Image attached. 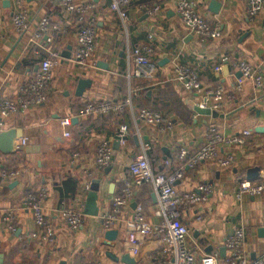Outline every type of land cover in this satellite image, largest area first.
I'll return each instance as SVG.
<instances>
[{"label":"crops","instance_id":"obj_1","mask_svg":"<svg viewBox=\"0 0 264 264\" xmlns=\"http://www.w3.org/2000/svg\"><path fill=\"white\" fill-rule=\"evenodd\" d=\"M3 1L0 0V96H18L20 88L36 75L43 57L52 50L60 51L63 57L56 67L48 101L8 115L0 113V131H18L17 141L28 138L24 147H16L13 152L0 149V171H17L15 176L0 182L3 264H167V253H157L161 245L158 235H139L135 241L129 234V221L139 206L149 222L164 220L157 214L158 194L153 183L134 187L115 225L110 227L103 222L114 199L124 193L126 182L132 177L130 165L147 142L153 144L150 158L157 171L182 172L177 178L179 190L199 191L204 183L213 186L212 196L183 214L191 229V240L205 241L207 251H221L226 237L237 226H243L247 232V257L254 259L264 252V235L260 233L264 227V192H244L241 198L234 192L245 180L259 181L264 175V131L257 130L264 126V88L248 80L243 92L235 93L233 89L239 71L234 69L236 61L264 64V6L251 18L247 0H189L211 23L222 25L221 37L205 39L189 30L177 13L182 0H150L161 7L157 15L144 12L138 0L120 5L116 0H11L9 7ZM90 2L95 7L89 15L98 22L96 46L90 63L81 65L74 59L79 48V13L68 8L72 3ZM214 2L220 3L218 8ZM18 11H27L31 16L30 26L23 32L12 29ZM45 17L51 26L59 24L61 28H50L37 37L36 31ZM147 42L157 50L154 58L158 72L154 77L131 75L135 66L130 67L128 52ZM65 51L71 53L70 59L63 56ZM183 63L198 71L200 89L189 88L179 77L177 67ZM218 64H223L221 73L214 70ZM80 79L92 80L82 97L75 92ZM221 83L234 93L225 109L214 107L215 90ZM88 100L127 101L129 105L121 111L84 115L82 110ZM179 102L190 108L191 117L175 110L173 105ZM198 105L217 109L222 116L215 119L211 114L199 113L195 109ZM143 106L162 109L173 118L174 127L165 135L151 123L139 131L134 112ZM66 118H71L68 127L64 125ZM125 123L129 125L127 140L115 145L120 126ZM212 126L227 137L243 135L246 129H252V133L247 135L246 143L233 145L235 161L229 167L207 160L182 170L180 149L198 150L210 137ZM105 140L115 147L109 174L105 173L106 167L95 163L98 147ZM76 152L79 155L72 163ZM254 166L261 170L259 177L252 179L247 177V171ZM98 179L102 180L96 204L99 215L91 216L85 211L91 185ZM42 189H47L43 208L53 230V236L47 238L46 229L37 223L28 205L29 194ZM71 206L86 219L77 231L70 228L64 214V208ZM11 210L15 212V230L6 219ZM110 228L119 231L114 247L100 240ZM109 251L120 259L108 255ZM125 253L130 261H121Z\"/></svg>","mask_w":264,"mask_h":264},{"label":"built area","instance_id":"obj_2","mask_svg":"<svg viewBox=\"0 0 264 264\" xmlns=\"http://www.w3.org/2000/svg\"><path fill=\"white\" fill-rule=\"evenodd\" d=\"M135 0H116L117 5ZM138 6L149 15H157L161 13V7L157 3L150 0H138ZM264 0H247V11L251 18H255L263 9ZM95 7V3H72L69 5V11L79 13V48L74 55L75 61L81 65L90 63L92 53L96 46L97 38V20L94 16L89 15ZM177 13L189 30L199 34L205 39H217L222 36L223 29L220 22L211 23L206 15L200 13L196 5L189 0H182L177 6ZM31 22L30 13L27 11H18L14 14L12 21V29L18 32L26 31ZM58 30L61 28L59 24L51 26L48 17L43 18L36 31L37 37H41L44 31L48 29ZM155 45L147 42L144 45L132 47L129 54V65H133L135 69L130 71L131 75H148L154 77L158 72V62L154 58L156 53ZM62 53L52 50L45 55L40 63V67L36 75L32 77L24 86L20 88L18 96L7 97L0 96V113L8 115L21 109H27L33 105H42L49 100L51 95V86L54 78L56 67L62 60ZM234 69L242 72V76L237 77L234 82L233 89L235 93H241L245 90L246 82L251 80L254 85L260 89L264 88V64L254 65L248 60H240L234 63ZM216 73L223 71V64H218L214 68ZM177 72L182 80H185L191 89H200L201 81L198 71L188 64H179ZM234 96V93L228 92L226 86L221 83L215 90V108H227V101ZM129 103L116 102L113 100H88L82 110V114L116 112L123 110ZM135 110V107H133ZM134 118L137 129L140 131L143 125L140 122L154 123L158 126V130L162 134L168 133L174 127V120L171 116L157 111L151 107H142L139 113L134 112ZM71 124V118L64 120V125L68 127ZM264 124V119L261 120ZM2 125L0 124V130ZM211 135L207 142L198 150L191 151L188 147H182L179 152L181 160L188 159V165L195 167L204 161H216L223 167H229L235 161V154L231 148L235 143H246L247 135L252 133V129L243 131V135L235 137H227L216 126L211 127ZM67 135L70 131H65ZM129 134V125L122 124L118 131L119 140L124 143ZM28 142V138H21L17 141V148L24 147ZM153 144L144 143L141 154L130 165L132 177L127 180L123 194L118 195L112 205L111 211L105 215L104 222L110 227L116 224V221L127 204L130 196L133 195L134 187L137 185L153 183L158 194L159 208L157 214L164 220L161 223L149 222L144 214L143 209L139 206L131 220L129 221V234L132 239H136L139 235H158L161 245L157 249L159 255L167 253V264H264V252L254 259H249L244 251L247 238L246 229L243 226H237L225 239L224 245L227 248L226 255L220 250L207 251L205 249V241L191 240V229L183 220V214L191 206L207 200L213 193L211 183H204L200 186V190L181 191L177 187V178L182 174L177 171L172 174H166L157 171L151 163L150 153ZM79 152L74 153L71 159L75 163ZM115 155V147L109 140L103 141L97 150L96 165L98 167H108L113 164ZM185 166H182V170ZM88 173L89 170L87 169ZM91 172V170H90ZM17 171L1 170L0 182L13 177ZM36 175V173H34ZM241 198L244 192L253 195L264 192V175L259 181L245 180L241 183L240 189L234 191ZM47 197V189H42L38 193H31L28 196V205L33 212L35 219L39 225L46 229V235L52 237L53 230L49 225V221L44 212L43 201ZM64 214L68 220L72 230H79L85 223V215L75 207L64 208ZM9 227L16 229L15 212L11 210L7 216ZM27 264V263H21ZM74 264V263H72ZM88 264V263H81Z\"/></svg>","mask_w":264,"mask_h":264},{"label":"water","instance_id":"obj_3","mask_svg":"<svg viewBox=\"0 0 264 264\" xmlns=\"http://www.w3.org/2000/svg\"><path fill=\"white\" fill-rule=\"evenodd\" d=\"M3 4L5 6H11V0H4ZM213 5H215L217 8L219 7L220 3L214 2ZM218 11V9L216 10ZM149 15V14H148ZM68 51L63 52V56L67 59H70L72 57L71 53H67ZM169 60V59H168ZM238 77L242 76V72L238 71L237 74ZM92 84V80L91 79H80L76 85V95L79 97H82L84 95V92L86 90V88L88 86H90ZM195 109L202 114H211L215 117V119L218 116H222L221 113L217 110V109H213L212 107H202L201 105H198L197 107H195ZM258 131H264V126H258L257 127ZM18 131H14V130H7V131H0V149H2L4 152L9 153V152H13L16 150V145H17V136L19 134H17ZM22 136V134H20ZM128 137V136H127ZM126 137V139H127ZM119 137H117L116 141H115V145L119 144ZM107 169L105 170L106 174L110 173L111 167L108 166L106 167ZM190 167L189 165L186 166V169L188 170ZM260 166H254V167H250L248 168L247 171V177L249 178H258L260 175ZM18 181L15 182V184H17ZM102 183L101 179H98V181L93 182V185H91V193L88 197V211H85V214L91 215V216H98L99 215V209L96 206L99 198V191H100V184ZM114 188V184L110 185V189L113 190ZM104 222V220H103ZM260 233L262 235H264V227L260 228ZM119 234L118 229L116 228H110L107 229L105 231V233H103V237H101V242L103 244H106L108 246H116L117 244V236ZM226 251L227 248L225 246H223L221 248V252L223 255H226ZM108 255H110L111 257H113L116 260H119L120 258L115 255L112 251L108 252ZM130 261L129 259V255L127 253L124 254L123 257H121V261L126 262V261ZM0 264H3V254L0 253Z\"/></svg>","mask_w":264,"mask_h":264},{"label":"trees","instance_id":"obj_4","mask_svg":"<svg viewBox=\"0 0 264 264\" xmlns=\"http://www.w3.org/2000/svg\"><path fill=\"white\" fill-rule=\"evenodd\" d=\"M133 94V91L131 92V95ZM144 107V106H143ZM145 107H151V108H153V109H155V110H157V111H161V112H163L164 114H166V115H169V114H167V113H165L162 109H158V108H156L155 106H145ZM173 107L175 108V110H178L179 111V113L181 114V116H185V115H188V116H190V108L187 106V105H185L184 103H182V102H179V104L178 105H173ZM142 108V107H141ZM141 108H139V109H136V111L139 113V111H140V109ZM170 116V115H169ZM191 117V116H190ZM140 124L141 125H145V123L144 122H140ZM147 124H150V123H147ZM151 124H154V123H151ZM156 125V124H155ZM158 127V126H157ZM180 151H181V149H180ZM179 151V152H180ZM178 159H180L179 158V153H178ZM181 160V159H180ZM182 162H183V166H187L188 165V159H184V160H181ZM114 162V161H113ZM190 167V166H189Z\"/></svg>","mask_w":264,"mask_h":264},{"label":"rangeland","instance_id":"obj_5","mask_svg":"<svg viewBox=\"0 0 264 264\" xmlns=\"http://www.w3.org/2000/svg\"><path fill=\"white\" fill-rule=\"evenodd\" d=\"M97 27H98V22H97Z\"/></svg>","mask_w":264,"mask_h":264}]
</instances>
